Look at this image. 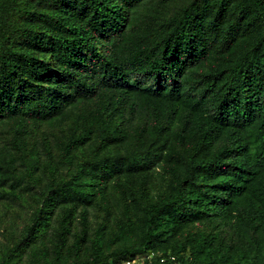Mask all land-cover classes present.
<instances>
[{"label":"trees","instance_id":"1","mask_svg":"<svg viewBox=\"0 0 264 264\" xmlns=\"http://www.w3.org/2000/svg\"><path fill=\"white\" fill-rule=\"evenodd\" d=\"M152 1L42 0L45 18L0 0V123L23 136L29 123L72 120L64 156L95 139L131 145L43 195L21 247L58 205L73 220L77 209L116 203L125 208L117 238L134 234V247L72 264L159 250L144 264H264V0H193L163 20L139 16ZM23 10L45 18L41 31L21 28ZM160 163L168 192L143 209L134 197L133 215L130 188L149 193ZM196 224L213 229L187 234Z\"/></svg>","mask_w":264,"mask_h":264},{"label":"rangeland","instance_id":"2","mask_svg":"<svg viewBox=\"0 0 264 264\" xmlns=\"http://www.w3.org/2000/svg\"><path fill=\"white\" fill-rule=\"evenodd\" d=\"M19 1L23 8L29 10L38 6L47 17V10L42 9L44 4H40L42 0ZM191 2L193 0H177L167 4L168 8L165 9L161 0H153L139 11V16H160L159 19L163 20ZM24 11L15 17L21 28L26 33L28 30L41 31L45 18L33 22ZM16 126L11 121L0 123V166L3 167L0 177L6 179L5 186L0 185V261L7 257L8 264H72L85 260L94 251L101 256L119 252L122 246L132 249L134 234L130 241L127 235L123 239L117 238L121 227L118 219L123 218L125 208L116 203L110 212L98 206H92L85 214L77 209L73 220H66L65 206L58 205L43 214L49 224L40 228L38 238L21 247L26 232L35 225L41 212L43 195L81 176L89 162L125 154L131 150V145L104 149L95 139L73 151L70 156H64V145L74 132L72 120L40 126L29 123L23 136L17 134ZM155 173L158 179L149 193L134 196V186L130 188L131 199L128 203L131 205L128 207L133 215L134 197H137L139 207L143 209L147 201H157L168 192L171 179L164 172L162 163L155 167ZM212 229V225L196 224L189 227L186 233L209 234ZM160 254V250L149 251L138 256V260L142 264L145 261L151 263Z\"/></svg>","mask_w":264,"mask_h":264},{"label":"built area","instance_id":"3","mask_svg":"<svg viewBox=\"0 0 264 264\" xmlns=\"http://www.w3.org/2000/svg\"><path fill=\"white\" fill-rule=\"evenodd\" d=\"M124 264H142L138 259L128 260Z\"/></svg>","mask_w":264,"mask_h":264}]
</instances>
